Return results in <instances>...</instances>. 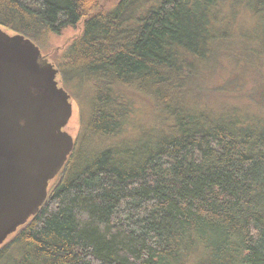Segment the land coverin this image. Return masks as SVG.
<instances>
[{
  "label": "trees",
  "instance_id": "16d2710c",
  "mask_svg": "<svg viewBox=\"0 0 264 264\" xmlns=\"http://www.w3.org/2000/svg\"><path fill=\"white\" fill-rule=\"evenodd\" d=\"M102 2L0 0L35 43L82 24L57 66L89 109L3 264H264V114L203 107L196 82L264 55V0Z\"/></svg>",
  "mask_w": 264,
  "mask_h": 264
},
{
  "label": "water",
  "instance_id": "95a60500",
  "mask_svg": "<svg viewBox=\"0 0 264 264\" xmlns=\"http://www.w3.org/2000/svg\"><path fill=\"white\" fill-rule=\"evenodd\" d=\"M57 74L31 39L0 27V244L37 213L73 151Z\"/></svg>",
  "mask_w": 264,
  "mask_h": 264
},
{
  "label": "rangeland",
  "instance_id": "374dc122",
  "mask_svg": "<svg viewBox=\"0 0 264 264\" xmlns=\"http://www.w3.org/2000/svg\"><path fill=\"white\" fill-rule=\"evenodd\" d=\"M102 1V7L109 9L119 0ZM242 12L244 13V11ZM241 19L246 20L247 22H244V24L247 25L248 19L243 17H241ZM2 29L8 34H14L4 28ZM81 32L82 24L79 23L74 28H66L60 35L49 34L45 44L33 42L40 49L41 55L58 70L57 63L61 54L74 38L80 36ZM221 60L223 61L221 62ZM214 61L216 62L215 65L207 69L209 72L208 77L200 75L199 73L196 75V82L201 86L199 92L202 103L200 105L203 107L204 105L212 107L218 103L223 106H237L240 107L242 111L248 113L257 112L259 115L264 114V55H260L255 58V60L252 57L244 56H241V59L217 56ZM235 76L236 78H234ZM56 80L60 87L71 94L62 83L59 71ZM70 97V102L73 105V113L65 130L73 137L74 146H76L80 125L88 116L89 109L87 104H83L81 98L79 99L73 95H70ZM260 99L261 102H259ZM144 107L145 106H137L136 109H133L131 115L141 120L145 114ZM10 240L11 236L7 237L6 240L0 244V250L4 248ZM3 261L4 258H1L0 264H3Z\"/></svg>",
  "mask_w": 264,
  "mask_h": 264
}]
</instances>
